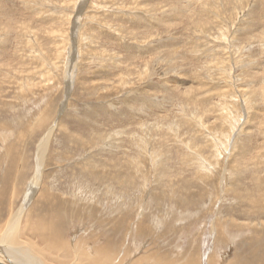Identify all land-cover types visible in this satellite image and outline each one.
<instances>
[{"label": "rangeland", "instance_id": "1", "mask_svg": "<svg viewBox=\"0 0 264 264\" xmlns=\"http://www.w3.org/2000/svg\"><path fill=\"white\" fill-rule=\"evenodd\" d=\"M0 107V239L51 189L75 252L108 235L117 264L264 255V0H0ZM33 200L18 247L56 264L26 223L52 214Z\"/></svg>", "mask_w": 264, "mask_h": 264}, {"label": "bare ground", "instance_id": "2", "mask_svg": "<svg viewBox=\"0 0 264 264\" xmlns=\"http://www.w3.org/2000/svg\"><path fill=\"white\" fill-rule=\"evenodd\" d=\"M193 1V0H192ZM195 2V1H194ZM228 3V2H227ZM194 5V4H193ZM192 7V6H191ZM190 7V8H191ZM170 16V15H169ZM69 20V19H68ZM176 20H177V17H176ZM84 23V22H83ZM58 35H59V32H58ZM55 36V35H54ZM54 38V37H53ZM60 38V37H59ZM55 40V39H54ZM96 55V54H95ZM188 90H190V89H188ZM33 91V90H32ZM190 92V91H189ZM34 94V93H33ZM2 102V101H1ZM7 104V103H6ZM4 105V104H3ZM8 105V104H7ZM49 105V104H48ZM5 106V105H4ZM9 107L11 106V104L10 105H8ZM8 106H6V107H8ZM15 105H13V107H14ZM1 107H3V106H1ZM0 107V108H1ZM12 107H10V109H11ZM50 108H52L50 105H49V108L48 109H50ZM16 109V108H15ZM4 110V109H3ZM44 110V109H43ZM42 110V111H43ZM0 111H1V109H0ZM49 111V110H48ZM2 112V111H1ZM40 112V111H39ZM42 113V112H41ZM48 113H50V112H48ZM48 113L46 114V113H42L41 115H40V117L38 118L39 120V122H40V124H41V126H42V123H45V121H46V123H48V120H49V118H47V116H48ZM38 115V114H37ZM36 117V116H35ZM19 120V119H18ZM37 120V119H36ZM26 121V120H25ZM34 121V120H33ZM37 121V122H38ZM22 123V122H21ZM27 123V122H26ZM30 124V123H29ZM7 125V124H6ZM25 124H23V126H24ZM34 125H36V122H35V124ZM53 125V124H52ZM51 125V127L48 129V133L45 135V137H44V139L43 140H39V141H41V144H40V147H39V153H40V164L42 165L43 164V159H45L44 158V156H45V154H47V152L49 151V148H50V142H51V140H52V138H53V136H54V133H55V131H56V128L58 129L59 127H57L58 126V124H56L55 123V125H53L52 126ZM0 126H2V125H0ZM3 126H5V125H3ZM22 126V125H21ZM37 126V125H36ZM17 127V126H16ZM20 127V126H19ZM7 128V127H6ZM26 128H28V127H26ZM39 128H41V130H42V127H40L39 126ZM8 129V128H7ZM28 129H30V128H28ZM33 129V128H32ZM32 129H30V130H32ZM40 130V129H39ZM5 131V130H4ZM4 131H2V132H0V134H2ZM14 131V130H13ZM47 132V131H46ZM22 133V132H21ZM32 134V133H31ZM37 134V133H36ZM28 135V134H27ZM30 135V134H29ZM26 136V135H25ZM18 137V136H17ZM43 138V137H42ZM34 140V139H33ZM69 140V139H68ZM2 141V140H1ZM9 141V140H8ZM6 142V141H5ZM21 142V141H20ZM2 143V142H1ZM4 145H5V143H4ZM8 145V144H7ZM15 145V144H14ZM37 146V145H36ZM4 147V146H3ZM7 147V146H6ZM6 147H4V148H6ZM10 147V146H9ZM13 147V146H12ZM15 147V146H14ZM85 147V146H84ZM1 149V148H0ZM16 149H18V148H13V151L11 152V157H12V162H11V164H15L16 162H15V160H14V152H15V150ZM10 150H12V149H10ZM4 152H5V150H4ZM8 153H9V151H8ZM19 153V152H18ZM57 155V154H56ZM25 158V157H24ZM19 159V158H18ZM28 159V158H27ZM26 159V160H27ZM38 160V159H37ZM18 161H20V160H18ZM23 161V160H22ZM105 161V160H104ZM108 161V160H107ZM96 162V161H95ZM19 163V162H18ZM18 163H17V165H18ZM44 165V164H43ZM10 166V165H9ZM15 166H16V164H15ZM15 166H13V168H15ZM24 166V165H23ZM42 167V166H41ZM10 168H11V166H10ZM12 168V169H13ZM18 168V167H17ZM23 168V167H22ZM1 169V168H0ZM8 169V168H7ZM10 170V169H9ZM17 170V169H16ZM38 170V169H37ZM25 171V170H24ZM24 171H22V172H24ZM39 171H40V168H39ZM38 171V172H39ZM165 171V170H164ZM21 173V172H20ZM43 173V172H42ZM12 174V173H11ZM17 174V173H16ZM102 174V173H101ZM2 175V174H1ZM9 175V174H8ZM42 176V175H41ZM8 177H10V175L8 176ZM22 177V176H21ZM102 177V176H101ZM7 178V177H6ZM35 178V177H34ZM13 179V178H12ZM15 179V178H14ZM36 179H38L39 180V177L38 178H36ZM123 179V178H122ZM16 180V179H15ZM34 180V179H33ZM3 181H4V179H3ZM8 181L10 182V180H9V178H8ZM35 181H37V180H35ZM14 182V181H13ZM18 183L20 182V180L19 181H17ZM40 182V181H39ZM127 182V181H126ZM5 183H6V181H5ZM16 183V182H15ZM35 183V182H34ZM17 184V183H16ZM121 184V183H120ZM8 185V184H7ZM6 185V186H7ZM21 185V184H20ZM19 185V186H20ZM24 185V184H23ZM27 185V184H26ZM31 185H33V184H31ZM37 186L38 184L36 183V184H34V186ZM41 185H43V184H41ZM10 186H12L11 184H10ZM18 186V187H19ZM3 187V186H2ZM9 186H7V188H8ZM22 187V186H21ZM20 187V188H21ZM32 188H33V186H31ZM39 187V186H38ZM1 188V187H0ZM6 187L4 186V189H5ZM6 188V193L8 192V189H9V192L8 193H10L11 191L10 190H13V189H10V188H8L7 189ZM14 188V187H13ZM23 188H25V187H23ZM17 189V188H16ZM16 189H14L15 191H16ZM35 189V188H34ZM47 189V188H46ZM23 190V189H22ZM40 190V189H39ZM19 191V190H18ZM26 191V190H25ZM41 191V190H40ZM50 191H51V189H49V191H45V192H43V193H40V195L38 196V198H37V200H36V202L33 200V199H27V201H25V203L23 204L24 205V208H20V209H18L17 210V212L14 214V215H12V218L8 221L7 220V225H6V229L4 230V231H2V239H0V264H48L47 263V261H46V256H44V253H43V251H41L39 248H38V244H34V243H32V242H28L26 245V247H25V249L22 247H18V246H20V245H18V243H17V241L18 240H22V237H23V232H22V218H23V214H24V212H25V210H27V208H28V206H29V203H31L32 202V200L36 203H34L36 206H37V208L39 209L38 211V213L39 214H41V212L43 211V213H52L51 211H57V209H56V206L55 205H57L61 210H64L63 212H65V213H68V211H71V209H68V208H66L65 207V205H64V207H65V209H62V207H61V205H62V201L61 202H59L60 200V198L58 199L57 198V196H55V195H52L51 193H53V192H51L50 193ZM0 193L2 194V197H0V204H1V201H3V200H5L4 199V196H3V194L5 193V191H4V193L1 191V189H0ZM16 193V192H15ZM29 194V193H28ZM50 195L51 194V196H50V198L47 196L46 197V195ZM4 195H6V194H4ZM10 195V194H9ZM13 195H14V192H13ZM31 195V194H30ZM37 195V194H36ZM58 195V194H57ZM12 196V195H11ZM6 197H9L10 198V196H6ZM61 198H63V196L61 197ZM7 199V198H6ZM17 199H19L18 197H17ZM88 199V198H87ZM8 200V199H7ZM7 200H5V201H7ZM64 201H65V199H63ZM11 201H12V199H11ZM16 201V200H15ZM8 202V201H7ZM17 203H18V201H16ZM69 202V201H68ZM4 203V202H3ZM11 203V202H10ZM17 203H16V205H17ZM61 203V204H60ZM66 203H67V201H66ZM19 204V203H18ZM40 204V205H39ZM48 204V205H47ZM64 204V203H63ZM90 204V203H89ZM89 204H87V206L85 205L84 206V211H85V209L87 210V211H91V215H90V217H89V221L90 220H92L91 219V216H93V211L95 210V207H91L92 206V203L89 205ZM2 205V204H1ZM7 205V204H6ZM12 205H14V204H12ZM11 205V206H12ZM32 205H33V203H32ZM48 206V207H46V208H43L44 206ZM7 206H10V205H7ZM67 206V205H66ZM5 208H6V206H4ZM72 207H74L73 205H72ZM71 207V208H72ZM0 208L2 209L3 207L2 206H0ZM9 208V207H8ZM13 208V207H12ZM11 208V209H12ZM15 208H16V206H15ZM32 208V207H31ZM43 209V210H42ZM60 210V211H61ZM76 210V209H75ZM5 211V210H4ZM7 211V210H6ZM13 211V210H12ZM11 211V212H12ZM32 211V210H31ZM56 211H55V213H56ZM2 212V211H1ZM0 212V214L2 215V214H4V213H1ZM34 212V211H33ZM58 212V211H57ZM62 212V211H61ZM78 212H79V210H78ZM28 213H30V210H29V212H27V214ZM32 213V212H31ZM49 213V214H50ZM64 213V214H65ZM83 213V212H82ZM85 213V212H84ZM36 214V213H35ZM38 214V215H39ZM71 214V213H70ZM79 214V213H78ZM98 214V213H97ZM4 215H6V214H4ZM46 215V214H45ZM57 215V214H56ZM56 215H54V213H52V214H50L49 215V217L47 218L48 220H46V218L44 219V218H42V219H40L41 218V216H40V218H38V219H36V222H37V225L35 226V225H31V222H32V220H27V222L26 223H29V227L31 228V231H32V233H33V236H37L38 237V239H39V242L41 241V243L42 244H44V247H46V249L51 253V252H54L55 254H56V257H53V262H55L56 264H117V262H116V259H115V254H114V251H113V248H112V240L109 238V236L108 235H106V236H103L102 238H101V236L99 237L98 235L97 236H94L93 237V241H90V242H88L87 241V243L90 245L89 246V248H90V250H92L93 251V253L91 254H87V253H85L84 254V252H85V249H83V250H81V252H75L76 250H78L77 248H75L74 247V244L71 246V248L68 246V242H66V241H64V239L62 238V235L64 234L63 232H60V231H62V228L60 227L59 229H58V225H56L55 224V219L56 218H58V217H55ZM96 215V214H95ZM28 216V215H27ZM27 216L25 217V219L27 218ZM33 216V215H32ZM35 216V215H34ZM46 216H48V215H46ZM78 216V215H77ZM37 217V216H36ZM79 217V216H78ZM94 217V216H93ZM92 217V218H93ZM0 218H1V216H0ZM7 218H10V217H7ZM31 218V217H30ZM62 217L60 216V219H61ZM67 219V217H64V219ZM73 218H74V216H73ZM77 218V217H76ZM87 218V217H86ZM219 218V217H218ZM24 219V218H23ZM32 219H34V218H32ZM58 220V219H57ZM101 220V219H100ZM2 221V220H1ZM71 221V220H70ZM79 221H81V219H79ZM117 221V220H116ZM116 221L115 222H113V221H108V222H106V223H104V225L107 227V228H109V230L112 232V231H114L113 229L115 228V226H117L116 224ZM25 222V221H24ZM62 222H64L63 221V219H62ZM82 222V221H81ZM103 222V220L102 221H100L99 223H102ZM120 225H126L124 222L125 221H117ZM5 222H3V224H4ZM35 223V222H34ZM142 224H144V223H142ZM235 224V223H234ZM24 226V225H23ZM232 226V225H231ZM234 227H235V225H233ZM3 227V226H2ZM113 227V228H112ZM140 228V227H139ZM236 228H237V226H236ZM139 230H142L143 231V233H139V234H142V235H144L145 233H146V230H144L143 229V226L139 229ZM25 231H27L26 229H25ZM1 232V231H0ZM34 233H35V235H34ZM25 234H27L26 232H25ZM217 234V235H216ZM216 236H218V234L219 235H223V232L222 233H220V232H216ZM263 234H264V232H263ZM31 235V234H30ZM141 235V236H142ZM149 235V234H148ZM215 236V237H216ZM64 237V236H63ZM30 238H32V237H30ZM79 239V238H78ZM84 239V238H83ZM87 239V238H86ZM20 240V241H21ZM80 240V239H79ZM90 240V239H89ZM32 241V240H31ZM26 242V241H25ZM101 242H111L110 243V245H108V244H104V243H102L101 244ZM4 243V244H3ZM36 243V242H35ZM259 243V247H258V249H261V250H264V242H258ZM24 244V243H23ZM83 245L85 244V243H82ZM81 244V245H82ZM2 245H5V246H2ZM33 245H34V247H33ZM80 245V244H79ZM78 245V246H79ZM80 245V246H81ZM86 246V245H85ZM43 247V246H42ZM84 247V246H83ZM80 248V247H79ZM81 249V248H80ZM80 249H79V251H80ZM36 251V252H35ZM83 251V252H82ZM87 251V250H86ZM89 251V250H88ZM155 251V250H154ZM152 252L151 251V254H150V257H155L156 256V254L158 253L157 251L156 252ZM257 251V250H256ZM256 251H254V254H252L251 255V257H250V261H252V264L255 262V260L256 259H254V258H258L259 257V259L258 260H260V262L258 263V264H264V255L263 256H260L259 254H257L256 253ZM103 252V253H102ZM100 253H102V254H100ZM39 254V255H38ZM53 256V255H52ZM163 256V255H162ZM165 257H168V256H165ZM261 257V258H260ZM51 258V257H50ZM71 258H75L74 260L75 261H72L71 262ZM147 258H148V256H145V257H143V258H141L140 260H139V262H138V264H145V262H146V260H147ZM252 258V259H251ZM167 259V258H166ZM188 260V259H187ZM254 261V262H253ZM182 262H183V260H182ZM50 263V262H49ZM171 263V262H170ZM197 262H196V260L194 259V258H192V259H189V261L187 262L186 261V263L184 262L183 264H196ZM51 264V263H50ZM53 264V263H52ZM146 264H148V262H146ZM173 264H181V261H180V259H178V261L177 262H173ZM247 264H251V263H247Z\"/></svg>", "mask_w": 264, "mask_h": 264}]
</instances>
